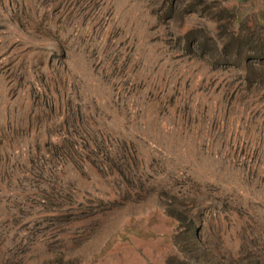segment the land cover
<instances>
[{
	"label": "rangeland",
	"instance_id": "rangeland-1",
	"mask_svg": "<svg viewBox=\"0 0 264 264\" xmlns=\"http://www.w3.org/2000/svg\"><path fill=\"white\" fill-rule=\"evenodd\" d=\"M258 19L0 0V264H264Z\"/></svg>",
	"mask_w": 264,
	"mask_h": 264
},
{
	"label": "trees",
	"instance_id": "trees-1",
	"mask_svg": "<svg viewBox=\"0 0 264 264\" xmlns=\"http://www.w3.org/2000/svg\"><path fill=\"white\" fill-rule=\"evenodd\" d=\"M228 7H229V5H228ZM235 19H236V15H233L232 21H235ZM258 22H259L261 25L264 24V22L261 21V20H259V19H258ZM263 26H264V25H263Z\"/></svg>",
	"mask_w": 264,
	"mask_h": 264
}]
</instances>
